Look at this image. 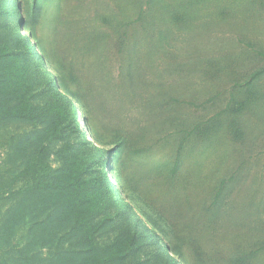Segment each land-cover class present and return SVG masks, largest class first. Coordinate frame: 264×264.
Returning a JSON list of instances; mask_svg holds the SVG:
<instances>
[{
  "label": "rangeland",
  "instance_id": "374dc122",
  "mask_svg": "<svg viewBox=\"0 0 264 264\" xmlns=\"http://www.w3.org/2000/svg\"><path fill=\"white\" fill-rule=\"evenodd\" d=\"M19 1L3 35L18 31L34 43L21 90L36 118L0 121V262L27 239L26 228L11 226L19 202L10 185L31 153L29 135L43 132L61 158L80 150L75 136L55 140L67 128L58 125L50 84L61 74L101 170L112 166L114 198L122 201V188L137 212L128 209L126 220L107 207L90 242L59 210L48 212L39 219L45 228L57 217L51 231L62 237L61 251L92 243L104 264H172L136 235L140 213L178 264H241L243 256L264 264V0ZM213 121L217 134L205 137ZM133 237L134 254L117 255L114 244Z\"/></svg>",
  "mask_w": 264,
  "mask_h": 264
},
{
  "label": "trees",
  "instance_id": "16d2710c",
  "mask_svg": "<svg viewBox=\"0 0 264 264\" xmlns=\"http://www.w3.org/2000/svg\"><path fill=\"white\" fill-rule=\"evenodd\" d=\"M19 5V0H0V121L5 123L11 119L27 121L36 118L26 94L21 90V86L28 79L26 67L34 60L31 50L36 54L33 49L34 43L30 39L21 37L18 31L11 32L7 36L3 35V31L6 29L4 21L14 17ZM38 56L41 60L39 65L43 67L46 63L44 55L39 53ZM57 78L58 82L51 83L50 81V84H55L53 85L54 103L57 107L58 125L64 124L67 128L60 129L55 140L65 142L71 136H75L79 142L74 147L80 150L73 153L71 160L65 157L61 158V151L56 154L49 151L43 132L35 131L29 135L27 143L31 153L14 168L13 174L16 177L10 185V192H15L12 195L14 200L19 203L14 213L11 214V211L8 213L11 214L13 229L19 224L27 229V239L17 251L14 250L15 253L9 260L0 262V264H104L108 260L97 255L96 246L92 243L77 252L61 251L59 246L62 237L59 238L55 231H51L52 224L58 226L57 217L52 219L54 214L50 216V220L48 217L45 228V222L42 223L39 218L48 216L50 211L59 210L62 221L73 222V230L76 232V236L81 235V242H90L95 232L94 220L102 214L103 210H107V207H116L126 220L128 209L132 213L136 212L122 188L116 187L121 194L122 201L114 198L113 187L107 175L112 166L110 170L105 167L104 173L101 170L104 166H101L100 162L98 163V157L94 155L91 141H87L86 136H83L84 129L81 131L78 128L71 113L74 110L72 99H76V92L65 83V78L61 74H58ZM218 124L217 121L211 122L203 130L205 137L217 134ZM91 135L100 144L98 133L93 130ZM55 156L61 158L58 168L53 167V164L57 162L53 159ZM224 190L225 187L220 189L214 197L212 208L216 212L218 201L221 202ZM24 206L30 208L28 213L20 209ZM34 207L37 210L33 211ZM215 211H211L214 216ZM137 219L139 221L136 230L138 238L155 247L167 263L178 264L164 237L140 213H138ZM41 224L42 231L37 236L35 233ZM135 242L136 237H133L131 241L118 240L114 244L117 255L134 254L129 249L130 244ZM44 251L46 253H43ZM47 251L48 253L51 251V254L48 255ZM249 257H239L237 261L241 264H248Z\"/></svg>",
  "mask_w": 264,
  "mask_h": 264
}]
</instances>
